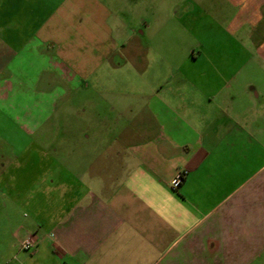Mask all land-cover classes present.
<instances>
[{
    "label": "crops",
    "instance_id": "1",
    "mask_svg": "<svg viewBox=\"0 0 264 264\" xmlns=\"http://www.w3.org/2000/svg\"><path fill=\"white\" fill-rule=\"evenodd\" d=\"M192 1L196 41L177 58L143 45L149 22L124 33L108 0H0V264H264V0H210L218 30ZM123 61L158 71L124 82ZM82 88L141 109L114 128L100 112L93 132L54 122L44 142ZM5 118L40 135L23 148L42 161L66 152L29 195L36 160L11 154Z\"/></svg>",
    "mask_w": 264,
    "mask_h": 264
},
{
    "label": "rangeland",
    "instance_id": "2",
    "mask_svg": "<svg viewBox=\"0 0 264 264\" xmlns=\"http://www.w3.org/2000/svg\"><path fill=\"white\" fill-rule=\"evenodd\" d=\"M223 2L224 0H219L217 5L223 4ZM194 3L195 1L192 0H108L107 5L111 6L113 10L115 8L118 13L116 17L122 19L124 26L122 29L124 33L130 32L132 28L138 30L143 29L145 33H147V22H149L150 27H148V29L149 31L153 29V31L150 34V38L145 35L141 36L143 45L146 46V43L148 42L150 47H161L165 50H169V52L172 51L171 49H176L177 53L172 55V57L178 58L182 56L184 49L194 45L196 41L194 35L195 30H198V27H196V29L194 28L195 22L191 20L192 18H190L189 15L192 14L191 11L194 13L196 12ZM210 4L211 2L208 3L207 0H202L201 5L197 6V11L202 14L204 22L208 24L210 30H218L222 23L215 21L214 17H219L221 13L214 11L213 8L211 9ZM215 6L216 5H214V8ZM216 8H218V6ZM111 18L113 20L115 18L114 15ZM204 22H202V29L206 30L204 29ZM126 26L129 27L128 30ZM109 27H111L110 21ZM122 64L124 66L121 72V77L125 79L124 82L140 80L146 83L151 81L154 78L153 74H157L158 71L155 69L138 71L132 69L129 65H126L125 61H123ZM90 89L92 91L94 90L92 86H90ZM91 94L92 93H83L82 88L79 92L72 94L70 100L67 99L70 98V96H68L64 98V100L56 102V105H58V112L55 113L51 121L48 123V131L51 129V125L49 124L58 122V124L64 127L63 132L66 134L69 133L70 130L73 131V129L81 131L84 127H89L93 132L95 128L99 126L97 116L100 112L108 115L109 118L107 125L114 128L116 125L115 120H119L115 116H117L120 111H129L132 108H135L136 110L141 109V102L132 98L135 97V95L132 97H126L124 94L120 95L117 93L113 98L103 102L102 100L98 101L97 95ZM85 96L93 97L95 100H86ZM131 103L133 107H129ZM29 105L31 106L32 102H28V106ZM49 105L50 102L45 103L47 109H49ZM93 116L96 117L94 118ZM122 120L124 122V118L120 119V121ZM5 122L10 125L12 130L11 133L6 136L11 140L13 145L16 146L15 149L11 150V154L22 153L26 155L28 160H36L34 165L27 168L32 176L28 177L25 181L27 195H29L32 190L38 187V183L36 186L34 182V176L39 173V170L41 169L40 167L43 165L53 166L55 159L66 160V152L59 151L58 154H54L53 157H47L44 162L42 161V156L38 154V151L36 152L35 150L29 149L25 150V148H23L25 145L28 147L30 143H34L33 139L36 136L40 137V135L34 137L32 133L28 131L24 132L22 128H18L12 118H5ZM21 123L23 122L21 121ZM45 134L46 135L43 136L44 142L55 136V134L50 131ZM95 141H97V139H95Z\"/></svg>",
    "mask_w": 264,
    "mask_h": 264
},
{
    "label": "built area",
    "instance_id": "3",
    "mask_svg": "<svg viewBox=\"0 0 264 264\" xmlns=\"http://www.w3.org/2000/svg\"><path fill=\"white\" fill-rule=\"evenodd\" d=\"M182 175H178L176 177V179H174V183L177 184L179 181H181ZM35 246V239L34 237H32L31 235L28 236L27 238H25L22 243H21V247L23 249L29 250L32 249Z\"/></svg>",
    "mask_w": 264,
    "mask_h": 264
}]
</instances>
